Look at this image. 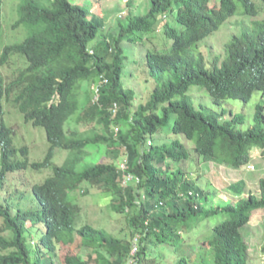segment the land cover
I'll list each match as a JSON object with an SVG mask.
<instances>
[{
    "label": "trees",
    "instance_id": "obj_1",
    "mask_svg": "<svg viewBox=\"0 0 264 264\" xmlns=\"http://www.w3.org/2000/svg\"><path fill=\"white\" fill-rule=\"evenodd\" d=\"M150 1L146 14L124 12L105 36L104 19L84 0L18 5L13 26L24 27L26 38L0 54L4 69L24 64L8 77L0 71V264H58L64 233H76L96 254H67L64 264H253L245 228L264 210V167L257 164L258 193L244 195V180L227 187L237 200L223 199L192 174L206 162L241 170L256 149L264 157V21L233 36L224 55L210 62L200 45L234 17L255 20L264 0ZM3 5L0 0V42ZM132 63L155 82L148 101L137 106L125 85L135 76L125 71ZM196 90L210 103L194 99ZM256 94L262 100L245 129V114L228 105H248ZM7 102L45 129L49 152L42 162H30L27 146L15 148L4 120ZM72 117L97 123L104 133L68 134ZM97 147L113 161H89L88 150ZM58 149L69 152L62 165L54 163ZM121 156L124 167L115 163ZM30 168L51 175L30 187L24 201L33 206L25 208L23 195L10 192V176L19 179ZM83 184L112 198V210L127 220L126 236L78 227L76 194Z\"/></svg>",
    "mask_w": 264,
    "mask_h": 264
},
{
    "label": "rangeland",
    "instance_id": "obj_2",
    "mask_svg": "<svg viewBox=\"0 0 264 264\" xmlns=\"http://www.w3.org/2000/svg\"><path fill=\"white\" fill-rule=\"evenodd\" d=\"M21 1L22 0H4L2 10L3 34L1 38L2 41L0 42V54H2L4 46L22 41L26 38L27 31L24 27L14 28L13 26L18 20L17 7ZM129 3H131V5H129ZM83 5L88 8L92 14L104 19L105 27L101 31L100 36H105L109 32L113 33L117 30V25L121 20V17H126L125 13L124 15L122 14L123 11L127 12L129 15H144L149 11L151 1L84 0ZM257 20L262 22L264 21V10L255 20L243 15L234 17L230 19L218 32L204 40L200 45L202 47L201 49L205 53L206 59L209 60L208 62L213 60L216 55L221 54V52L223 54L224 46L232 40L233 36L239 35L245 30H251V28H254L253 21ZM249 23L252 24V26ZM90 46L93 47L92 45ZM135 57L136 53L132 52V60H134ZM17 61L12 67H9L10 69L7 67V69H4L3 65L0 66L2 74L8 77L11 76L14 68L24 67L23 62L18 63ZM126 70H131L135 75L131 79L126 77L125 85L135 91L136 106L138 103L145 104L154 88V80L147 72H143L138 69L134 63H132L129 67L126 64L125 71ZM145 81L147 83H145ZM86 85L87 84L84 83V87H86ZM192 96L200 102L204 101L206 103H210V99L203 96V94L198 90L194 91ZM259 96V94H256L248 105H242L240 102L228 105V108L233 109L234 112H242L245 114L246 123L243 126L245 129L253 126L256 105L262 100ZM136 106H134V109H136ZM4 110V120L7 126L13 130L15 148L19 150L27 146L29 148L30 162H42L45 160L49 152V142L45 129L42 127H35L31 123H27L24 115L18 109L13 108L11 102L4 104ZM228 117L229 116L227 115L226 118L228 119ZM66 129L68 134L72 132H79L88 135L92 133V130L97 133H104L102 126L97 123H78L74 121V117L68 121ZM160 139L164 140L163 136H160ZM148 145H151L150 142H148ZM67 154L69 155L68 151L63 152L62 149L56 150V156L54 158L55 165H62L67 158ZM19 158L24 159L21 153H19ZM87 158L91 162L96 160L100 162L113 161V158L107 154L105 147H97L93 150H88ZM119 160L115 163L124 167L125 159H123V156H121ZM258 163L264 167V157H262L261 152L256 149L254 150L253 163L251 164V166L255 168L254 170L251 168L250 170L248 167L237 170L227 166H219L214 162H206L199 163L195 167L193 172L194 174H192V176L199 179V183H206L213 186L211 189H215L218 195H220L223 199L237 200L239 197L235 194H230V190L227 189V187L232 184H236L239 181L244 180L247 183L244 195H247L249 192H259ZM17 175L19 179L15 176H10V180L14 179L9 188L10 192L17 193L19 191L20 193H18L23 195L22 206L30 205L32 207L33 205L31 202L26 203L24 201L25 198L31 197V193L27 194V192H29L28 190L34 183H43L44 180L51 175V171L43 170L37 172L30 168ZM25 194L27 195L24 196ZM111 201L112 198L103 190L91 187L90 184H83L81 189L76 194V203L82 208L77 219L78 227L84 224H90L96 228H105L117 237L126 236L129 232L127 220L124 215L117 214L112 210ZM25 208L23 209L24 211ZM14 211H16L15 207ZM27 226H31V222H28ZM33 231H36L35 227L33 228ZM245 236L249 244L250 260L253 264H264V210L255 212L250 225L245 228ZM60 239L61 245L58 252L60 255L58 264H64V258L67 254L79 253L83 258H87L89 254H92L93 258H96V254L93 252V246H82L80 237L76 233H64L61 235ZM30 242L31 245L34 246L36 242L35 238L31 237Z\"/></svg>",
    "mask_w": 264,
    "mask_h": 264
},
{
    "label": "clouds",
    "instance_id": "obj_3",
    "mask_svg": "<svg viewBox=\"0 0 264 264\" xmlns=\"http://www.w3.org/2000/svg\"><path fill=\"white\" fill-rule=\"evenodd\" d=\"M122 14L124 15V11L122 12ZM0 66H1V65H0ZM252 167H253V166L249 165V166H248V169H250V168H251V169H253V170H254L255 168H254V167L252 168ZM251 169H250V170H251Z\"/></svg>",
    "mask_w": 264,
    "mask_h": 264
},
{
    "label": "built area",
    "instance_id": "obj_4",
    "mask_svg": "<svg viewBox=\"0 0 264 264\" xmlns=\"http://www.w3.org/2000/svg\"><path fill=\"white\" fill-rule=\"evenodd\" d=\"M116 109H117V106H115V110H116ZM136 250H137V249L135 248L134 251H133V253L136 252Z\"/></svg>",
    "mask_w": 264,
    "mask_h": 264
}]
</instances>
